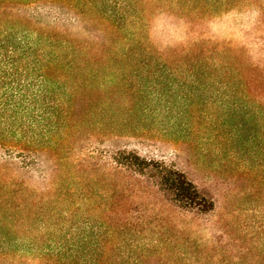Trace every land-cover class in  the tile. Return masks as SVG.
<instances>
[{"label": "rangeland", "instance_id": "obj_1", "mask_svg": "<svg viewBox=\"0 0 264 264\" xmlns=\"http://www.w3.org/2000/svg\"><path fill=\"white\" fill-rule=\"evenodd\" d=\"M172 4L145 5L141 21L108 20L100 0H67L65 10L83 13L89 29L115 26L107 45L127 52L113 58L122 75L85 93L77 108L88 123L76 147L46 152L60 188H48L39 172L0 168V198L11 186L15 204L32 195L30 238L74 249L76 264H264V0H192L195 12ZM163 43L198 46L173 54L179 71L145 64L144 50ZM89 141L96 156L135 150L174 166L213 209H181L147 176L106 171L98 160L88 166ZM55 193L64 200L46 205ZM13 254L2 255L30 264Z\"/></svg>", "mask_w": 264, "mask_h": 264}, {"label": "trees", "instance_id": "obj_2", "mask_svg": "<svg viewBox=\"0 0 264 264\" xmlns=\"http://www.w3.org/2000/svg\"><path fill=\"white\" fill-rule=\"evenodd\" d=\"M66 1L0 0V168L10 167L17 177L39 172L48 188H60L63 180L49 169L46 152L54 150L66 154L76 147L88 123L77 106L80 107L85 93L97 87L104 90L113 84L114 78L122 75L113 58L127 55L118 50L114 42L107 45L108 38L116 32L115 26L89 29L83 13L65 10ZM191 1L100 0L110 6V10L104 12L108 20L136 21L145 18V5L153 10H164L173 2L174 7L195 12L189 6ZM186 29L189 30V26ZM140 43L138 40L137 44ZM192 46L184 44L179 49L163 43L155 46L154 51L146 49L145 64L154 62L156 67L179 71L180 68L170 66L173 54L189 53ZM112 54L119 56L111 57ZM100 55L101 58H97ZM96 66L102 67L104 82L95 87L92 79L99 77L101 70H96ZM89 144L92 149L82 159L88 166L97 164L98 160L106 171L127 170L147 176L181 209L202 213L213 209L212 201L174 166L143 158L135 150H107L96 156L99 151L90 141ZM59 170L63 176L61 167ZM11 188H3L5 195L0 198V264L14 263L8 257L3 258L2 254L10 252L15 258L29 256L30 264H76L74 249L64 251L60 242L52 241L42 246L30 238L35 231L30 217L32 195L26 194L15 204L17 191ZM63 197L55 193L43 202L51 205L64 200ZM11 234L16 238L11 239ZM13 241L16 246L20 244L16 249L11 248Z\"/></svg>", "mask_w": 264, "mask_h": 264}]
</instances>
